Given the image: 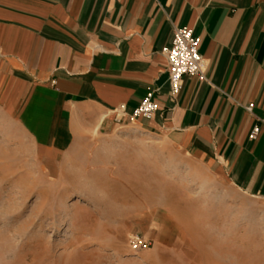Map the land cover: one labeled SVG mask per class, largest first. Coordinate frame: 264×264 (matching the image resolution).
<instances>
[{"label": "crops", "instance_id": "1", "mask_svg": "<svg viewBox=\"0 0 264 264\" xmlns=\"http://www.w3.org/2000/svg\"><path fill=\"white\" fill-rule=\"evenodd\" d=\"M182 27L202 75L172 97L162 50ZM0 106L44 160L134 122L264 200V0H0Z\"/></svg>", "mask_w": 264, "mask_h": 264}, {"label": "rangeland", "instance_id": "2", "mask_svg": "<svg viewBox=\"0 0 264 264\" xmlns=\"http://www.w3.org/2000/svg\"><path fill=\"white\" fill-rule=\"evenodd\" d=\"M0 264H264V200L134 122L44 160L0 106Z\"/></svg>", "mask_w": 264, "mask_h": 264}, {"label": "built area", "instance_id": "3", "mask_svg": "<svg viewBox=\"0 0 264 264\" xmlns=\"http://www.w3.org/2000/svg\"><path fill=\"white\" fill-rule=\"evenodd\" d=\"M199 47L200 39L193 35L191 29L182 27L174 30L170 46L162 50V55L166 62L169 92L172 97L179 92L184 77H201L202 60ZM244 109L249 113L252 105L249 104ZM156 110L157 104L153 97V92H148L138 106L132 110L131 118L133 120L149 119ZM258 132L259 129L257 127L253 128L249 138L253 140ZM136 241L137 238L134 243Z\"/></svg>", "mask_w": 264, "mask_h": 264}]
</instances>
